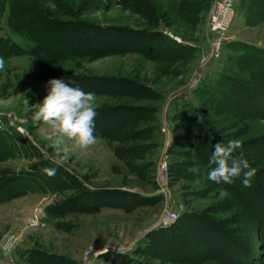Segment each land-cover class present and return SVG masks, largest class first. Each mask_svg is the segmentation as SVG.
Segmentation results:
<instances>
[{
  "label": "rangeland",
  "instance_id": "374dc122",
  "mask_svg": "<svg viewBox=\"0 0 264 264\" xmlns=\"http://www.w3.org/2000/svg\"><path fill=\"white\" fill-rule=\"evenodd\" d=\"M8 1H3L5 12L0 20V57L5 60L4 69L0 70V131L12 135L18 149L17 153L0 162V171L25 170L37 161L33 157L36 153L53 162L52 158L56 156L53 141L57 134L46 122L34 124L29 110L47 95L46 84L50 79L65 81L77 75L137 77L162 94V100L153 104L159 110L156 133L159 148L153 157L147 156L145 160L155 163V185L141 182L115 156L113 148L117 144L103 139L98 138L96 143L84 147L65 137L61 146L64 150L58 158L60 167L77 176L89 188H119L161 200L154 206L138 208L130 214L104 207L96 214H69L52 221L45 216L44 227L29 223L34 210L42 209L45 215L46 207L72 192L63 195L37 192L0 203V264H33L31 257L37 261L49 254L65 258V264H79L82 253L88 248L101 251L93 258L92 264H111L105 259L107 254L131 252L140 245L147 232L163 227L170 213L179 216L184 211H200L220 200L233 201L235 207L216 217L223 219L239 213L245 219L241 226L244 235H249L255 244V219L259 216L243 206L230 189L213 187L210 182L201 181L170 186L168 181L164 184L160 180V165L168 162L166 149L172 139L174 115L184 108L199 111L201 95L206 88L217 87L223 76L244 81L250 79L248 73L238 71L235 66L239 55L237 46L264 49V22L246 26L247 0H235L228 39L218 59L211 58L207 33L208 15L214 0H151L166 19L157 29L136 12V0H27L37 6L41 18L40 28L33 33L36 46L31 54L15 53L6 45L4 39L23 47L29 45L22 34L7 26ZM193 3L208 5L209 9L197 14L190 7ZM73 21H84L102 29L163 31L189 50L181 55L171 54L145 37L129 36L131 34L127 31L123 32L125 35L107 33L86 37L75 32ZM85 37V42L80 40ZM151 47L152 51L158 50L161 54L152 52ZM38 54L41 59L35 56ZM95 96V108L114 104H150L113 96ZM211 114L213 120L219 122V128L224 130V135L238 134L241 139H249L264 133V120L240 118L228 113ZM256 165L264 167V158L257 160ZM204 170L207 173L202 175L207 176L210 169L205 167ZM206 191L210 192L202 196ZM221 191L226 195L221 197ZM153 264L162 263L154 261Z\"/></svg>",
  "mask_w": 264,
  "mask_h": 264
},
{
  "label": "trees",
  "instance_id": "16d2710c",
  "mask_svg": "<svg viewBox=\"0 0 264 264\" xmlns=\"http://www.w3.org/2000/svg\"><path fill=\"white\" fill-rule=\"evenodd\" d=\"M3 1L0 0V20L5 12ZM8 3L7 26L11 31L22 34L29 41V45L23 47L4 39L6 45L15 53L31 54L36 46L33 33L41 26L37 6L27 0H10ZM135 4L136 12L154 29L166 20L151 0H136ZM190 7L197 14L205 13L209 9L208 5L201 6L197 3L191 4ZM244 20L249 27L264 22V0H247ZM72 28L86 37L107 33L125 35L123 32L127 31L126 33L131 34L129 36L145 37L152 44L161 46L160 48L163 46V49L171 54L181 55L189 50L185 45L166 36L163 31L102 29L84 21H73ZM86 37L80 40L85 42ZM237 47L239 55L235 66L238 71L248 73L250 81L223 76L217 87H208L201 95L199 111L184 108L174 115L172 139L166 149V172L170 186L181 182L201 181L210 182L213 187L225 186L230 189L243 206L259 216L255 219V244L250 241L252 239L249 235H244L245 231L241 226L245 219L239 213L223 219L216 217L217 214L227 213L235 207L233 201L220 200L200 211H184L169 226L150 230L140 245L129 253L107 254L105 259L111 264H153L154 261L162 264H264V167L258 168L256 165L257 160L264 158V133L249 139H241L238 134L224 135V130L219 128V122L213 120L211 114L214 112L215 116H218L228 113L240 118L264 120V49L251 45ZM152 52L161 54L158 50ZM35 56L41 59L39 54ZM68 81H74L73 87L78 86L95 95L151 104H114L95 108V134L99 139L117 144L113 148L115 156L124 162L141 182L147 181L155 185V163L145 160L147 156L153 157L159 148L156 141L159 110L153 104L162 100V94L137 77L77 75L66 78L65 82ZM11 136L5 131H0V162L17 153L18 148ZM230 139H239L241 142V148L234 155H242L255 169L249 187L242 183L243 177L234 178L233 183L229 185L217 184L208 179V174L202 175L206 172L205 167H212L209 158L214 145L218 142L227 143ZM33 157L37 161L25 170L0 171V203L37 192L57 195L72 192L66 198L45 208L46 219L52 221L69 214H96L104 207L130 214L138 208L154 206L161 200L119 188H89L77 176L60 166L54 176L48 177L40 170L57 165L43 159L39 153ZM195 169L197 171H194ZM209 192H204L202 196ZM30 259L33 264L66 263L65 258L53 254L44 255L37 261H34V256Z\"/></svg>",
  "mask_w": 264,
  "mask_h": 264
},
{
  "label": "clouds",
  "instance_id": "9594fccd",
  "mask_svg": "<svg viewBox=\"0 0 264 264\" xmlns=\"http://www.w3.org/2000/svg\"><path fill=\"white\" fill-rule=\"evenodd\" d=\"M5 60L0 57V70H3ZM74 81L65 82L62 79H50L47 84V95L41 102L34 104L30 110L34 124L46 122L56 133L53 141L56 156L53 162L57 167H44L40 171L48 177L55 175L61 160L58 158L65 137L72 139L77 146H89L96 143L95 134V93L85 92L80 87H73ZM203 117H201L202 119ZM241 148L239 139H230L227 143L218 142L214 145L209 164L212 167L208 179L217 184H232L234 178L243 177L245 187L255 175V169L242 155H234ZM224 191L220 196H225Z\"/></svg>",
  "mask_w": 264,
  "mask_h": 264
},
{
  "label": "built area",
  "instance_id": "2783aa9c",
  "mask_svg": "<svg viewBox=\"0 0 264 264\" xmlns=\"http://www.w3.org/2000/svg\"><path fill=\"white\" fill-rule=\"evenodd\" d=\"M235 11V0H214L212 7L209 11L207 20V33L208 40L211 48V58L218 59L221 55V51L225 42L227 41V33L229 26L232 22ZM180 42L179 40H176ZM165 132V129L161 130ZM167 163L162 162L160 165V180L166 184L168 181L167 176ZM44 213L42 209H35L32 216L29 218V223L44 227ZM178 215L170 213L167 220L163 223V227L169 226L177 219ZM101 251L88 248L82 253L79 264H92L94 257H97Z\"/></svg>",
  "mask_w": 264,
  "mask_h": 264
}]
</instances>
